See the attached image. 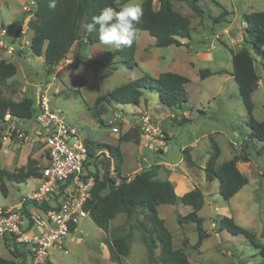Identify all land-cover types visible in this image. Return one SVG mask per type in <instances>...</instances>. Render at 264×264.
Returning a JSON list of instances; mask_svg holds the SVG:
<instances>
[{
	"label": "rangeland",
	"instance_id": "1",
	"mask_svg": "<svg viewBox=\"0 0 264 264\" xmlns=\"http://www.w3.org/2000/svg\"><path fill=\"white\" fill-rule=\"evenodd\" d=\"M142 1L129 0L119 3V10L128 3L141 4ZM4 2L7 7L0 5V24L8 23L16 16L19 8L17 0H4ZM153 3L156 8L158 1L153 0ZM197 3L203 10L202 15L194 12L185 2L173 0L174 8L190 19L191 36L182 38V45L156 46L154 37L146 30H140L136 41V49H139L136 56L137 65L132 68L116 63V69L109 74L104 66L96 64L97 60L107 56V53H102L105 49H109L107 46L102 43L97 45L96 42L93 44L87 42L81 46L79 42H76L71 51L73 55L59 63L56 68L47 65L43 56L31 55L30 52L26 53V57L18 58L17 61L6 58L7 61L16 63L17 71L7 79V86L0 87V93L3 97L13 100L30 96L34 103L46 97L49 106L59 111L63 120L74 129L76 136L84 143L88 142L94 146L98 142H114L124 133L133 136L134 140L139 132L135 124L136 119L132 114L141 110L142 107L131 103H115L117 105H114L112 101L94 106L96 97L143 74L156 77L154 75L157 70L174 72V55L177 53L183 57L185 53L192 55V49L211 51L214 55L211 61H200L196 59V56L193 57L196 59L193 68L198 74L199 70L206 66L216 71L205 80L191 77L190 83L187 84V95L189 94L193 100L190 107L188 105L184 107L193 110L188 122L185 121L187 119L183 117V114L176 113L182 118L181 116L177 118L176 114L172 119L166 118L162 121L163 128H161L159 122L152 116L151 104L159 103L158 94L154 90H144L143 96L147 97L148 101L145 108L165 134V145L168 143L165 154H169L171 160L177 161L180 158L181 144H190L197 139L198 153L202 154L203 149H209L210 153L212 152L211 141H214L220 149L218 164L228 160L232 154L240 156L245 154L248 157V161H238V168L248 178V183L233 196L230 203L225 201L218 193V182L216 180L212 182L205 177L203 168L209 156L203 164L201 159L190 157V147H185L183 169L198 177L199 185L194 188H200L204 196V205L198 215L203 217V227L208 235L199 245H196L198 235L195 224L189 221L185 223L177 221L178 214L184 215L192 209L189 205L161 204L158 207V214L164 219L166 227L172 234L173 247L184 251L192 264H248L249 262L252 264V261L256 264L259 256L255 246L242 234H232L226 229L219 230L214 220L224 215L230 216L236 224L250 231L258 242L264 243V141L253 139L244 143L245 139L248 140L250 129L246 123L247 113L239 96L238 86L234 80L223 82L222 78L227 77L226 69L232 68L230 51L237 50L240 47L239 44L244 43L242 41L245 35L243 15L263 10L264 0H197ZM224 11L228 12L222 15ZM20 12L21 17L24 16L23 13H26L22 10ZM28 13L27 11L26 14ZM245 45L248 48L251 47V52L256 59V70L262 80V85L251 94L254 105L253 116L257 120H264V59L260 55L259 45L257 47ZM155 50L160 52V56L153 62L152 51ZM145 53L151 59L144 60ZM1 58L2 55H0ZM113 61L115 60L112 59V63ZM179 74L187 77L184 73ZM194 107L200 110H195ZM96 111L99 112L95 113ZM117 112L121 114V119L116 117ZM19 120L14 129L12 125L0 120V141H6L5 147L14 152V156L11 154L13 164H10L14 170H20V165L24 164L28 158H34L42 163V156L45 154L44 149H41V143V145L37 144L30 137L26 139L17 137L18 129L26 131L30 136L29 132L34 125V119ZM113 127H117L118 132L112 131ZM165 131L171 133L173 137L170 138ZM245 136L247 137L244 139ZM239 141L247 145L245 149L243 148L244 153L234 146V143ZM128 145L125 142L121 143L123 173H130L138 167L130 153L131 145ZM160 151L153 153L160 154L162 153ZM1 152L3 150L0 151V155ZM94 153L96 157L94 161H89L91 166L88 165V168L89 171L92 169V172H96L99 177H102L106 169L110 172L111 165L114 168L118 165L117 160L112 163V160L106 158L100 150ZM186 155L190 157V161L185 159ZM194 163L203 165V172ZM146 169L148 170V167L142 166L136 173ZM134 174L130 173L129 178ZM117 175L110 173L115 181H122L123 177L118 175L119 179H117ZM16 183L6 179L0 183V206L17 203L22 194L29 193L36 184L31 178L23 184ZM29 208L32 209V207ZM134 215L133 218L127 219L124 213H118L110 221L109 229L106 231L97 226L89 214L80 218L76 222L79 232L78 240L67 241L68 251L55 252L50 259L54 264H149L146 247L140 238L141 231L134 223L135 219L146 222V214L144 210L138 209ZM129 225L132 226L128 237L129 252L122 257V261L121 258L119 261L112 260L111 256H108L110 250L108 251L103 243L110 241L115 235L124 233L129 229ZM12 246L10 237H0V256L12 258L8 250ZM154 252L159 257L160 247L158 246Z\"/></svg>",
	"mask_w": 264,
	"mask_h": 264
},
{
	"label": "trees",
	"instance_id": "2",
	"mask_svg": "<svg viewBox=\"0 0 264 264\" xmlns=\"http://www.w3.org/2000/svg\"><path fill=\"white\" fill-rule=\"evenodd\" d=\"M32 13L28 21V27L32 31L30 48L34 55L43 56L47 65L59 66L60 60L72 51L76 42L82 46L88 43L100 42L98 33H88L83 30L82 24L90 22L93 15H98L105 7H112L119 11V3L129 0H56L55 8L49 7L51 0H31ZM158 6H153V0H143L141 5L144 15L137 27L146 30L154 37L156 46L182 45L181 39L190 38V19L174 8L172 0H157ZM185 2L194 12L199 15L203 10L198 5L197 0H178ZM226 11V10H225ZM222 12L224 15L227 12ZM245 22V35L241 47L236 51H231V63L233 78L238 86L239 96L247 113V126L250 131L248 140L256 139L264 141V120H257L253 116V101L251 94L259 84L260 76L256 70V59L251 52L252 47L260 46V55L264 59V9L253 11L243 15ZM18 22L13 24L16 32H19ZM85 36V40H84ZM136 40L131 47L114 49L107 52V56L97 60L101 67H105L111 74L116 69V63H121L127 68L137 65L134 54ZM113 61L112 63V59ZM17 71L15 63L0 59V87L7 86V79L12 77ZM100 73L101 70L99 69ZM212 74L210 69L199 70L201 79ZM189 78L176 72L163 71L156 77L143 74L138 78L122 83L105 94L99 95L94 101V106L102 102L114 101L120 104L138 105L144 90H154L157 92L160 102L168 108L176 111L180 110L187 100L185 84ZM6 112L11 114L13 119H34L36 107L34 100L30 96H24L19 100L3 97L0 93V120ZM99 111H96L97 113ZM182 118V117H181ZM187 121V120H185ZM184 123V121H183ZM129 134L120 135L119 142L128 141ZM247 144V143H246ZM1 145V143H0ZM85 145L90 154L97 150L108 152L117 160L120 166L121 151L119 145H112L106 142H98L94 146L86 142ZM212 152L203 168L206 179L218 181V193L228 201L244 185L248 183V178L239 170L237 161H248L245 154L233 155L228 160L218 164L220 154L218 145L211 141ZM244 153V152H243ZM185 159L190 161L186 155ZM116 165L115 170L120 174V167ZM157 169V167H154ZM41 164L34 158H28L25 170H8L0 168V182L11 180L24 182L28 178L40 175ZM156 169L150 168L134 174L129 179L115 184V179L110 176L108 169L102 177L96 172H90L95 178V186L92 197L88 200L86 208L92 221L102 228L108 230L110 221L118 214L124 213L127 219L133 218L138 209L144 210L146 222L135 219L136 227L140 229L141 240L146 247L149 264H192L187 254L173 247L172 234L166 227L165 221L158 214V206L161 204H183L191 206V210L184 215H177L179 223L193 222L197 231L198 239L196 245L208 235L203 227V217L198 215L199 210L204 205V196L200 188L195 187L182 195H177L174 186L167 178L157 177ZM45 207H48L45 204ZM27 215L28 209L24 208ZM219 230L226 229L232 234H242L257 249L259 260L257 264H264V243L257 241L255 236L246 228L236 224L230 216H221L214 220ZM131 225L120 235H115L107 245L110 250L112 260L119 261L121 256L129 252L128 237L130 236ZM116 230V229H115ZM12 241V240H11ZM9 249L13 258L0 256V264H24L26 253L20 251L12 241ZM160 247L159 257L155 254V249ZM9 248V247H8ZM19 259V260H18Z\"/></svg>",
	"mask_w": 264,
	"mask_h": 264
},
{
	"label": "built area",
	"instance_id": "3",
	"mask_svg": "<svg viewBox=\"0 0 264 264\" xmlns=\"http://www.w3.org/2000/svg\"><path fill=\"white\" fill-rule=\"evenodd\" d=\"M12 29L13 26L0 24V48L8 54L24 50L29 45L21 30L16 32ZM34 106L37 112L33 133L28 136L23 130L16 131L17 137H30L43 145L45 154L42 156L40 175L36 177L38 184L17 203L0 206V237H10L18 249L26 253L24 264H54L50 256L55 251H68V239L78 238L74 234L76 222L88 215L86 205L95 186V178L88 165L89 161H94L96 154L89 153L85 143L76 136L59 111L49 106L46 97ZM116 117L121 119V114L117 112ZM133 117L138 131L144 136L143 146L153 152L160 151L165 145V134L150 113L142 110ZM2 121L15 128L16 121L9 112L5 113ZM112 131L118 132V128L113 127ZM103 155L112 159L108 153ZM110 170L111 174H117L111 167ZM119 176H116L117 179ZM119 182L115 181V184ZM25 207H32L28 210L29 215Z\"/></svg>",
	"mask_w": 264,
	"mask_h": 264
},
{
	"label": "crops",
	"instance_id": "4",
	"mask_svg": "<svg viewBox=\"0 0 264 264\" xmlns=\"http://www.w3.org/2000/svg\"><path fill=\"white\" fill-rule=\"evenodd\" d=\"M18 1V3H19V8H18V10H17V14H16V16H14L11 20H9V22L8 23H2L1 22V24H3V25H7V26H13V24L15 23V22H18V26H17V28L19 29L18 31L20 32V30L22 31V37L25 39V40H27L28 42H29V45L27 46V48L26 49H24V50H21V49H19V50H16L15 51V53H13V54H8L6 51H0V55H2V58L1 59H5L6 60V58H10L12 61H17L18 60V58L20 59L21 57H26V53L27 52H30V54L31 55H34L33 54V52L31 51V48H30V44H31V35H32V31H31V29L28 27V21H29V19L31 18V16H32V13L31 12H29L28 11V9L31 7V0H17ZM172 2H173V0H172ZM1 4H3L5 7H7V4L4 2V0H0V5ZM24 11V12H26L27 13V11L29 12L28 14H26V13H23V15L24 16H20L21 15V12L20 11ZM26 15V16H25ZM244 23V22H243ZM227 26V25H226ZM191 27V26H190ZM228 27V26H227ZM228 29V28H227ZM222 30H224V29H222ZM142 31V30H141ZM140 32V31H139ZM218 35V34H217ZM85 40V39H84ZM136 41H137V39H136ZM182 41V40H181ZM91 44V43H90ZM93 44V43H92ZM95 44H101V42H96ZM170 46V45H169ZM176 46V45H175ZM239 46L241 47V44H239ZM167 47V46H166ZM239 47V48H240ZM238 48V49H239ZM83 50V49H82ZM114 49H105V51H103L102 53L104 54H106L107 52H109V51H113ZM144 50H146V49H144ZM138 51H139V49H136L135 50V54H134V58H135V61H136V56H137V53H138ZM186 51H189V49H186ZM233 51H236V50H233ZM145 52V51H144ZM152 54H153V56H154V58H153V62H155L156 61V59L160 56V52L159 51H157V50H155V51H152ZM191 54L192 55H188L187 53H185L184 55H183V57H181V55H179L178 53L177 54H175L174 56H175V63H174V72H177V73H184V74H186L187 75V77L190 79L189 80V82L188 83H186L185 84V88H186V90H187V84H189L190 83V81H191V77L192 78H194V79H196V78H198V79H200V80H205V79H207V78H209V77H211L213 74H214V71H216V69H214V68H212V67H208V66H206V68H208V69H210V71L212 72V74H210L209 76H207L206 78H204V79H201L200 78V76H199V74H198V72H195V70H194V61L197 59V60H200V61H211V60H213V58H214V55H213V53L211 52V51H209V50H207V49H192V51H191ZM194 56H196V59H194L193 57ZM145 58H149V56L145 53V56L143 57V59L145 60ZM149 59H151V58H149ZM230 59H231V51H230ZM114 60H116V58H114ZM174 59L172 58V61H173ZM45 62V61H44ZM15 63V62H14ZM118 63V62H117ZM137 63V62H136ZM15 65H16V63H15ZM154 65H156V64H154ZM17 67V66H16ZM60 70V69H59ZM159 70H157V72L155 73V75L154 76H158V74L162 71H159ZM166 71H171V70H166ZM226 72H227V77H222L223 78V82H226V81H228V80H230V79H232V80H234V78H233V76L231 75V72H232V68H230V69H226ZM225 72V73H226ZM192 75V76H190V74ZM196 73V74H195ZM235 81V80H234ZM262 80H259V85L258 86H261L262 85V82H261ZM225 84V83H224ZM257 89V88H256ZM144 92V91H143ZM221 98V97H220ZM224 99V98H223ZM220 101H222V99H219ZM207 101H209L208 99H207ZM112 103L114 104V105H117V104H115V103H117V102H114V101H112ZM193 103V100L189 97V94H188V97H187V100H186V102L183 104V106H182V108L180 109V110H176V111H174V110H172V109H170V108H168L167 106H165V105H163L161 102H160V100H159V103H155L154 105H152L151 104V110H152V113H153V117H154V119L157 121V122H159V124L161 125V128H163V126H162V121H164L166 118H170V119H172V118H174L175 117V114L176 113H181V114H183V117L184 118H186L187 119V121L186 122H188L189 121V119L191 118V116H192V112H193V110H189V109H185L184 107H185V105H190L191 106V104ZM148 104V101H147V97H145V96H143V94H142V96H141V98H140V102H139V104L138 105H140L141 107H142V109L141 110H139V111H142V110H146V108H145V106ZM189 106V107H190ZM118 108V107H117ZM195 108V107H194ZM195 110H200L199 108H195ZM138 111V112H139ZM138 112H136V113H138ZM136 113H133L132 115L134 116ZM176 116H177V118H180V116L179 115H177L176 114ZM182 117V116H181ZM15 121L17 122V121H20L19 119H15ZM127 121V120H126ZM33 127H32V130L29 132L30 133V135L33 133V131H34V128H35V121H33ZM127 130V129H126ZM26 132V131H25ZM139 132V131H138ZM165 132H167V131H165ZM167 134H168V136L170 137V138H172L173 137V135L171 134V133H168L167 132ZM119 137L120 136H118L116 139V141H114V142H109V144H112V145H119V147H120V151H121V160L119 161L120 162V174H118V175H120L121 177H124V176H128L129 177V175H130V173L131 174H134V173H136L142 166L143 167H148V169H150V168H153V169H156V168H154V167H157V169H156V171H157V177H159V178H167L168 180H170L171 182H172V184H173V186H174V191H175V193L177 194V195H182V194H184L185 192H187L188 190H190V189H192V188H194V186H198L199 184H198V177H196L195 175H193L190 171H188V172H186L185 171V169H183V163H184V159H183V149L185 148V147H190V150H189V154H190V157H192L193 159H201V162L204 164L205 163V161H206V159L208 158V156H209V154H210V150L209 149H207V150H202V154H199L198 153V148H199V144H198V140L197 139H195L193 142H191L190 144H181V146H180V148H179V150L180 151H182V154H181V156H180V158L177 160V161H173V160H171V157H170V155L169 154H165L167 151H166V149H167V144L161 149V151H162V153H153V151H150L147 147H144L143 146V140H144V136H142L141 134H140V132H139V135H138V137L137 138H135L134 140H133V136H130L129 135V140L128 141H121V142H119ZM202 137V136H201ZM247 136H245L244 137V139L246 138ZM170 140H168V142H169ZM5 142L6 141H0V143H1V145H0V151H2L3 150V152H1V155H0V168H5V169H8V170H14V167H10V164H13V159H12V155L14 156V152H12L11 151V149L10 148H8V147H5ZM123 142H125V143H128L129 145L128 146H130L131 147V151H130V153H131V156L133 157V158H135V162H136V164L138 165V167L136 168V169H134L132 172H130V173H123V170H122V163H123V151H122V146H121V143H123ZM37 144H40L39 142H36ZM108 143V142H107ZM41 145V144H40ZM7 146V145H6ZM234 146L236 147V148H238L237 150L238 151H241L242 153L244 152V149H245V147L247 146H245V144L243 145L242 144V141L240 142H235L234 143ZM244 148V149H243ZM41 149H43V145L41 146ZM10 151V152H8L7 153V151ZM144 150H146V151H148L149 153H146ZM160 151V152H161ZM238 151H237V153H238ZM12 154V155H11ZM233 156V154L230 156V158ZM111 157V156H110ZM112 159V163H113V161L115 160L113 157H111ZM240 162V161H239ZM238 161H237V166H238V163H239ZM26 164H27V160L25 161V163L24 164H22V165H20V170H25L26 169ZM41 165H42V163H40ZM195 165H196V167L199 169V170H201L202 172H203V170H202V166L203 165H200L199 163H194ZM161 165H163V167H164V169H162L163 167H161ZM111 169H113V171H115L116 172V170H115V168H114V166L113 165H111ZM117 173V172H116ZM201 173V172H200ZM201 176H202V174H201ZM28 179H30V178H28ZM32 180H35V182H36V184H35V186L33 187V188H35L36 187V185L38 184V180H37V178L36 177H34V178H31ZM203 179V178H202ZM204 181H206L205 179H204ZM217 181V180H216ZM3 182V181H2ZM2 182H0V183H2ZM15 182V181H14ZM212 182H214L213 180H212ZM218 182V181H217ZM16 183V182H15ZM23 183H25V181L24 182H17L16 184H23ZM1 186V185H0ZM32 188V189H33ZM217 188H218V183H217ZM32 191V190H31ZM30 191V192H31ZM29 192V193H30ZM25 194H28V193H24V194H22V196L23 195H25ZM21 196V197H22ZM233 197H231L229 200H228V202L230 203L231 202V199H232ZM15 204V203H14ZM13 205V204H12ZM11 206V205H10ZM160 206V205H159ZM158 206V207H159ZM157 207V208H158ZM200 211V210H199ZM75 236L76 237H78V235H79V232L77 231V229H76V231H75ZM74 240H78V238L77 239H68V241H74ZM103 245L106 247V248H108V251H109V247H108V245H107V241L105 242V243H103ZM9 250V249H8ZM10 252V251H9ZM55 252H58V251H55ZM55 252H53V254L55 253ZM52 254V255H53ZM12 255V254H11ZM108 256H110V254H108ZM122 257H124V256H121V261H122ZM12 258H13V256H12ZM9 259H11V258H9ZM111 260V259H110ZM248 264H250V262L248 263ZM252 264H254V262L252 261ZM257 264V263H256Z\"/></svg>",
	"mask_w": 264,
	"mask_h": 264
},
{
	"label": "clouds",
	"instance_id": "5",
	"mask_svg": "<svg viewBox=\"0 0 264 264\" xmlns=\"http://www.w3.org/2000/svg\"><path fill=\"white\" fill-rule=\"evenodd\" d=\"M56 0H51L49 7L55 8ZM144 15L140 3H128L119 11L105 7L91 21L82 24L84 31L98 33L100 42L110 48L122 49L131 47L138 38L140 24Z\"/></svg>",
	"mask_w": 264,
	"mask_h": 264
},
{
	"label": "water",
	"instance_id": "6",
	"mask_svg": "<svg viewBox=\"0 0 264 264\" xmlns=\"http://www.w3.org/2000/svg\"><path fill=\"white\" fill-rule=\"evenodd\" d=\"M73 55L72 52H68L61 60L60 63H62L65 60H68L70 58V56Z\"/></svg>",
	"mask_w": 264,
	"mask_h": 264
}]
</instances>
